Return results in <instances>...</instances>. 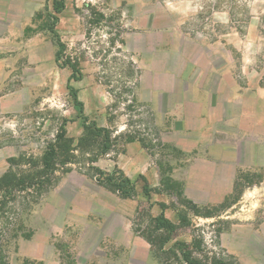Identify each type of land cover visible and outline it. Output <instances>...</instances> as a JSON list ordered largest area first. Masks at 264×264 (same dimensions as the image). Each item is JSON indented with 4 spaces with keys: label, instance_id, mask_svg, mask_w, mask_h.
Returning <instances> with one entry per match:
<instances>
[{
    "label": "rangeland",
    "instance_id": "1",
    "mask_svg": "<svg viewBox=\"0 0 264 264\" xmlns=\"http://www.w3.org/2000/svg\"><path fill=\"white\" fill-rule=\"evenodd\" d=\"M52 146L0 189V264H264V0H0V179Z\"/></svg>",
    "mask_w": 264,
    "mask_h": 264
},
{
    "label": "trees",
    "instance_id": "2",
    "mask_svg": "<svg viewBox=\"0 0 264 264\" xmlns=\"http://www.w3.org/2000/svg\"><path fill=\"white\" fill-rule=\"evenodd\" d=\"M52 6L54 9V12L56 14H60L62 10L64 9V0H52ZM50 32L52 33V36L54 40L56 41V45L60 47V51L63 48V44L58 37L56 31L54 28H50ZM73 71L74 70V67ZM74 76V75H73ZM75 77V76H74ZM78 80V79H75ZM70 91L72 94L74 105L79 108L80 113H83V103L78 100L77 92L73 87H70ZM84 121L86 120V117H83ZM86 132L90 135L99 136V132L105 131L104 129L96 128L94 127L91 129V127L85 125ZM57 153L54 149V147H49V149L42 155L41 160L39 161V164H36L34 161L30 164L35 169L32 171V174L29 175H23L22 177H16L14 175H5L0 179V189H3L6 194H12L14 192L15 188L16 190H25V189H31L33 188L36 191L41 190L44 186L50 183V180L52 178V166L54 165L55 159H56ZM15 162H18L16 160H12ZM97 172H99L96 175V181L108 188L115 189L119 195L123 198H127L130 196L132 191L135 188L134 182H132L127 176H125L123 173L120 172V170H116L115 172L111 174L103 173L96 169ZM117 174V177H114V175ZM140 178H142L140 176ZM143 190L146 196L149 195V189L146 184L143 186ZM154 229L156 231H163V235L160 234L159 237L153 241L148 240L150 244L153 247H157V252L166 253L167 251L163 250V246L166 245L171 240V234L175 230V225L169 221L163 213H161L158 217L154 219ZM165 232V234H164ZM195 242H192L191 244L186 243H177V251L180 255V259L184 264H203V262L194 256L195 248ZM163 256V255H161ZM160 256V257H161ZM177 257V255H174ZM216 264H224L217 262Z\"/></svg>",
    "mask_w": 264,
    "mask_h": 264
}]
</instances>
